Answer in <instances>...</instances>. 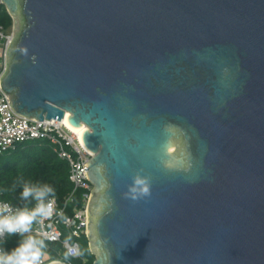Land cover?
Returning a JSON list of instances; mask_svg holds the SVG:
<instances>
[{
  "label": "water",
  "instance_id": "water-1",
  "mask_svg": "<svg viewBox=\"0 0 264 264\" xmlns=\"http://www.w3.org/2000/svg\"><path fill=\"white\" fill-rule=\"evenodd\" d=\"M1 6L14 111L86 127L94 264H264V0Z\"/></svg>",
  "mask_w": 264,
  "mask_h": 264
},
{
  "label": "built area",
  "instance_id": "built-area-1",
  "mask_svg": "<svg viewBox=\"0 0 264 264\" xmlns=\"http://www.w3.org/2000/svg\"><path fill=\"white\" fill-rule=\"evenodd\" d=\"M13 32L14 25L10 32L0 25V81L7 69V52L14 39ZM10 103V96H7L0 86V155L12 152L20 145L45 141L49 143L59 159L69 164V180L73 185L71 195L63 204L55 199V211L49 218L38 220L32 225L30 235L43 239L45 245H58L64 254L67 250L65 243L67 241L78 249L76 256L68 258H76L80 255V247L76 240L82 236L88 237L87 210L92 185L87 179L85 165L94 158V155L83 145V135L79 137L63 123L64 119L61 122L30 119L16 113ZM83 127L86 129L84 125ZM78 193L82 206L70 212L69 207L75 202ZM66 236L73 241L68 240ZM9 237L13 236H6L0 242V247H3ZM50 251V247L43 249L41 264L62 262L61 255L57 253L55 256L50 255Z\"/></svg>",
  "mask_w": 264,
  "mask_h": 264
},
{
  "label": "trees",
  "instance_id": "trees-1",
  "mask_svg": "<svg viewBox=\"0 0 264 264\" xmlns=\"http://www.w3.org/2000/svg\"><path fill=\"white\" fill-rule=\"evenodd\" d=\"M0 25L4 26L7 32H10L13 26V20L4 7L0 8ZM69 175V164L59 159L49 143L35 141L20 145L8 155H0V201L16 207L25 206L26 202L20 199V192L23 183L28 181L33 184L51 185L55 189V199L63 204L73 191ZM33 206L34 202L27 203V207ZM81 206L78 193L69 211ZM84 238L87 240V237L84 236ZM21 239L19 236L9 237L3 248L10 251ZM94 262L95 257L90 254L88 264H94Z\"/></svg>",
  "mask_w": 264,
  "mask_h": 264
},
{
  "label": "clouds",
  "instance_id": "clouds-1",
  "mask_svg": "<svg viewBox=\"0 0 264 264\" xmlns=\"http://www.w3.org/2000/svg\"><path fill=\"white\" fill-rule=\"evenodd\" d=\"M132 198L149 193L148 178L136 176L130 187ZM20 199L25 201L23 207H13L10 203L0 201V242L6 236H19L22 239L13 249L0 247V264H41L45 242L32 232V225L38 220L49 218L55 211V189L49 184L24 182ZM34 202L32 208L27 203ZM66 243L65 257L78 254L77 246Z\"/></svg>",
  "mask_w": 264,
  "mask_h": 264
},
{
  "label": "rangeland",
  "instance_id": "rangeland-1",
  "mask_svg": "<svg viewBox=\"0 0 264 264\" xmlns=\"http://www.w3.org/2000/svg\"><path fill=\"white\" fill-rule=\"evenodd\" d=\"M1 7H3V6H1ZM5 155H8V153H6ZM66 238L70 241H73L72 238H70L69 236H66ZM76 241L80 247V255L76 258H68V257L66 258L64 256L65 254L62 252L61 248L58 245H46L45 249L47 247H50V249H51V251L49 252L50 255L55 256L56 253L61 255L62 262L65 264H88L89 259H90V254L93 256V254L90 250L88 239L86 240L84 238V236H82L80 239H77Z\"/></svg>",
  "mask_w": 264,
  "mask_h": 264
},
{
  "label": "bare ground",
  "instance_id": "bare-ground-1",
  "mask_svg": "<svg viewBox=\"0 0 264 264\" xmlns=\"http://www.w3.org/2000/svg\"><path fill=\"white\" fill-rule=\"evenodd\" d=\"M68 117L69 115L67 114L66 117H64L63 123L66 124L67 126H69L76 134H78L79 137H81V135H83L85 128L83 126H81L80 128H74L72 126L69 125L68 123Z\"/></svg>",
  "mask_w": 264,
  "mask_h": 264
}]
</instances>
